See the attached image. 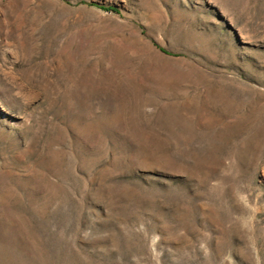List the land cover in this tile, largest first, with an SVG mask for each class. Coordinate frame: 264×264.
I'll return each mask as SVG.
<instances>
[{
	"label": "rangeland",
	"instance_id": "1",
	"mask_svg": "<svg viewBox=\"0 0 264 264\" xmlns=\"http://www.w3.org/2000/svg\"><path fill=\"white\" fill-rule=\"evenodd\" d=\"M0 264H264V0H0Z\"/></svg>",
	"mask_w": 264,
	"mask_h": 264
},
{
	"label": "trees",
	"instance_id": "2",
	"mask_svg": "<svg viewBox=\"0 0 264 264\" xmlns=\"http://www.w3.org/2000/svg\"><path fill=\"white\" fill-rule=\"evenodd\" d=\"M108 11H113V12H117V10L115 8H107Z\"/></svg>",
	"mask_w": 264,
	"mask_h": 264
}]
</instances>
